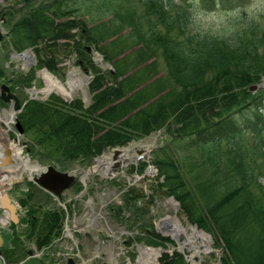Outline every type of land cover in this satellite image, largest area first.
Masks as SVG:
<instances>
[{"label": "trees", "instance_id": "trees-1", "mask_svg": "<svg viewBox=\"0 0 264 264\" xmlns=\"http://www.w3.org/2000/svg\"><path fill=\"white\" fill-rule=\"evenodd\" d=\"M135 1L139 5L132 0H104L105 5L99 0H19L2 8L8 30L3 49L21 53L30 48L37 67L55 74L60 63L75 56L76 65L94 75L88 108L79 99L66 103L56 95L27 102L18 122L31 137L30 149L41 162L93 161L165 127L171 139L197 148L202 161L197 169L212 173L196 183L195 193L180 170L178 153L163 149L153 161L163 179L159 187L223 250L221 264H264V173H257L254 159L246 162L243 144L235 143L238 149L222 157L224 141L264 131V90H252L264 80V28L245 20L223 30L203 29L193 20L195 12L215 11L218 4L224 12L235 11L243 0ZM89 48L113 72L103 71ZM159 56L167 63V76L156 77L155 62L147 64ZM21 79L28 87L34 73ZM0 103L5 105L1 98ZM217 184L222 192L214 190ZM25 194L22 206L36 193L29 188ZM143 197L131 188L123 205L110 206L109 213L119 224L143 228ZM64 217L62 209L28 215L27 236L38 250L61 236ZM142 233L150 234L149 245H174L154 230ZM18 249L25 253L22 242ZM11 253L3 249L8 261ZM160 263L189 264L177 251L164 253Z\"/></svg>", "mask_w": 264, "mask_h": 264}, {"label": "rangeland", "instance_id": "rangeland-1", "mask_svg": "<svg viewBox=\"0 0 264 264\" xmlns=\"http://www.w3.org/2000/svg\"><path fill=\"white\" fill-rule=\"evenodd\" d=\"M18 1L19 0H0V13L2 8ZM87 3L91 4V0H87ZM99 3L101 5H105L104 0H99ZM132 3L139 5L135 0H132ZM216 7L217 10L212 12L202 10L195 12L193 14L194 22H196L197 25L203 29L223 30L230 27L233 23H240L245 20H255L264 28V0H243L242 3H239L234 7L235 11L231 12H224L225 10H221L222 5L218 4ZM87 17L84 18L90 19ZM107 20L108 17L104 16L103 21ZM93 25H95V23H93ZM0 27L3 28L6 36L8 30L4 24V18L2 15H0ZM127 32H129V29H126L123 34H126ZM3 50L7 56L10 68L13 71L10 88L13 90L12 92L19 97L21 101L20 103L23 107H25L26 103L30 100L47 101L52 95L60 97L66 103L79 99L83 102V105L86 108L93 103L92 94L89 88L94 75L92 73H85L81 67L77 66L75 56H71L60 63L59 67L61 71L60 73L55 74L46 68L37 67L35 53L30 48L21 53L15 51L9 52L7 49ZM27 50H31L32 55H25L24 57L18 56V58L13 55L14 52L22 54ZM93 52L94 57H97L99 54L96 58V64L99 65L103 71L113 72L112 66L106 68L102 66L109 63L105 62L101 54L97 51ZM154 62L156 69L155 75L157 74L156 77L167 76L168 69L164 58L162 56H159L158 58L153 57L147 62V64ZM71 66L76 69L78 68L81 73L89 78L88 81L85 82V88L91 97L86 98V94L82 89L78 90V93L71 99H66L57 91H52L48 94L42 92L46 89L47 85L41 72L47 70L63 85L67 86ZM31 72L34 73V79L32 80V85L30 82L29 85H27L28 87H26L25 85L27 83L22 82L21 78L22 75L28 77ZM0 82L2 84H8L5 77H0ZM34 89L38 90V93L36 94L37 97L35 94L32 95L30 93V90ZM257 89L264 90V80ZM1 107H4V105L0 103V112L9 111V106H6V109ZM16 122H18V116L9 128L4 123L2 128L9 130V138L11 142L18 144L20 141L19 147L22 150L23 157L28 158L33 165L39 163L36 156H33L32 150L28 152V148L33 144L31 137L27 134L21 135L15 127ZM176 139L177 138L171 139L169 131L163 127L150 135L134 139L130 144L124 147L106 150L102 155L96 158L98 159L106 153L114 152L116 149H124L140 142H154V145L151 148L152 150L146 159L140 160L139 163H133L130 166H127L124 171H122V174L114 177H103L98 172L93 174L89 173L86 177L84 176L89 172L97 159H95V161L89 159L77 161L65 160L63 158H53L52 160L49 158L43 159L44 161H42V165L39 163L42 167L54 166L60 172H71L72 174L77 175L76 185L70 188L60 201V199L55 200L52 197L48 199L46 192L42 193V191L39 189L37 190V188L32 186L34 185L33 178L36 177L37 173L39 174L40 171H34L33 175L26 172L23 173L22 177L16 178L14 183L5 189L7 196L13 197V200L15 199L16 203L18 202L21 204L19 199L26 197V194L24 195V193H26L24 190L28 191V188H31V190H33L36 194L33 196V201L28 204V206H21L19 208L20 217L22 216L23 218L21 217L22 220L18 223V227H21V229L12 234L13 241L18 242V244L22 242L27 251L34 250V244L29 240V236H27L28 229L30 228L27 223L28 215L33 216L36 213V216H39L48 210L53 211L65 209L66 216L63 236L61 237L62 242L57 248H51L49 252L53 251L54 253H57L59 250L64 251L66 248H72L74 243L71 238H75L76 244H78L82 251L80 264H138V261L142 256L140 253L141 247L143 249H146V247L150 248L151 252L146 254L148 257L153 254V250L155 253L158 250L161 251L157 260H151V263L149 264H161L160 259L164 253L172 255L175 251L181 253L184 258H186V255H184L183 251H187L188 257L190 254L194 253L195 250L189 246L183 245L186 242L185 237L174 238L171 235L166 234L167 232L165 233V231L162 230L163 225L161 222L168 218V216H176L182 221L184 226H197L190 223L181 208V203L174 197H169L166 194V190L159 187L158 183L163 181V179L158 175V170L155 165H153V161L155 156L157 154L160 155V151L163 149H167L168 151H171L172 149L175 153H178L177 162L180 165V170L186 182L188 181V186L195 187L193 190L195 193L197 192L196 183L207 180L212 172L209 168H205L208 170L203 168L197 169V166L199 167V165L202 164V161L200 160L201 155L197 154V148H190L187 146L186 142H180ZM235 143H240L241 145L243 144V146H240L245 152L246 162H251L254 159V165L258 167L257 173L259 172L262 175L264 173V131L259 135L246 133L241 137L239 142L224 141L222 143L223 158L228 155V151L232 150V153H234L235 150L238 149L234 146ZM217 159L218 156L215 157V160ZM145 165H148L147 168ZM261 178L263 179L264 177ZM21 179L23 180L22 183L20 182ZM262 184L264 185V180H262ZM131 188L141 192L144 196L140 201V205L144 207L147 212V214L143 217V228L136 226L134 223H128L127 225H122L121 223L119 224L116 216L109 213L110 206L123 205L124 193L126 191L128 192ZM214 190L222 192V185H215ZM170 200L175 201L179 207H173L169 204ZM137 203L140 207L139 202ZM204 203L205 202L201 204ZM67 214H69L68 217ZM165 224H169V221L165 222ZM170 226L171 225H169V227ZM165 227L168 226L165 225ZM172 229L173 228L171 227L169 228V230ZM197 229L208 236L210 249L205 250L206 247L202 246L199 256H195V258L199 257L200 260L195 261V259H193L192 261L195 264H221L223 250L220 247L218 248L211 236L198 227ZM68 230L69 234H71L70 237L68 236ZM142 230H154L160 236L169 238L174 245H168L167 247L149 245L148 242L151 239L148 238V235L150 234H143ZM71 232H73V234ZM73 252H78V249L76 248ZM113 258L114 260L112 261ZM54 259L59 260V257L56 255L55 258H51V260ZM4 263L6 262L0 258V264Z\"/></svg>", "mask_w": 264, "mask_h": 264}, {"label": "bare ground", "instance_id": "bare-ground-1", "mask_svg": "<svg viewBox=\"0 0 264 264\" xmlns=\"http://www.w3.org/2000/svg\"><path fill=\"white\" fill-rule=\"evenodd\" d=\"M41 74L43 75L47 85L46 89H44L42 92L46 94L52 91H57L66 99H71L78 93V90L82 89L84 92L86 91V80L84 76L73 66H71L69 71L67 86L63 85L48 71L41 72ZM37 93L38 91L35 92V94ZM14 120V111H4V113H0V201L5 195V189L13 184L16 178L22 177L23 173L26 172L32 173L34 171L42 170L37 164L33 165L28 158L23 157L19 144L16 145V143L10 141L9 130L2 128L3 123L9 128ZM153 145V141L147 143L140 142L130 147L120 149L116 153H106L96 160L92 168L84 176L86 177L89 173L93 174L96 172L101 174L103 177H114L116 175H120L127 166H130L133 163H139L140 160L146 159L149 156ZM6 158L13 159V164L10 166L4 165V161L7 160ZM8 170L11 171L9 174H7ZM169 204H171L173 207H179L173 200H170ZM3 221L6 222V219H3ZM168 221L169 224H165V222ZM161 223L163 225L162 230L165 231V233L167 232L166 234H169L174 238L185 237L186 242L183 245L189 246L195 250L194 253L188 256L189 260L192 261L195 256H199L202 246L206 247L205 250L210 249L208 236L199 231L197 227L192 225L190 227L184 226L182 221L176 216H168V218H166ZM165 225L168 227H165ZM169 225H171L170 227L173 228L172 230H169ZM150 252V249H143L141 247L140 253L142 256L140 257L138 264H149L151 263V260L156 261L161 253L160 250L156 251V253L153 250L151 258V256L148 257L146 255ZM113 260L114 258L112 261Z\"/></svg>", "mask_w": 264, "mask_h": 264}, {"label": "water", "instance_id": "water-1", "mask_svg": "<svg viewBox=\"0 0 264 264\" xmlns=\"http://www.w3.org/2000/svg\"><path fill=\"white\" fill-rule=\"evenodd\" d=\"M4 38V31L3 28L0 27V69L4 73V77L8 84H3L1 86V98L12 105V111L15 113V117L22 112L23 106L20 103L19 97L11 91L10 83L12 81L13 71L10 68V65L7 61V56L2 48V40ZM90 51L91 48H89ZM15 57H24L25 55H32L31 50H27L25 53L17 54L13 53ZM103 67H110L109 64L102 65ZM78 69V68H77ZM79 70V69H78ZM47 71V70H46ZM80 71V70H79ZM81 73V71H80ZM85 80L88 81V77L84 75ZM258 86L252 87V90L257 89ZM34 90H31L33 92ZM86 98L91 97L89 92L85 91ZM17 128L21 134L24 133L23 128L19 122H17ZM7 160L4 161V165H9L14 162L13 159L6 158ZM35 181L45 190L55 194L56 196H61L66 190L72 187L74 182L76 181V175L72 174L71 172H60L53 166H48L43 168L41 174L36 177ZM1 207L4 210H8L11 212L13 222H17L18 218L15 214V207L11 204L10 199L7 195L1 201ZM4 244L3 236L0 230V256H1V248ZM184 255H186L187 261L190 264H195L193 261L189 260L187 257V251H183ZM30 254H33V251H30ZM199 257L195 258V261H199ZM22 264H44L43 260L39 257H32L31 259L27 260ZM69 264H75L73 261H70Z\"/></svg>", "mask_w": 264, "mask_h": 264}, {"label": "flooded vegetation", "instance_id": "flooded-vegetation-1", "mask_svg": "<svg viewBox=\"0 0 264 264\" xmlns=\"http://www.w3.org/2000/svg\"><path fill=\"white\" fill-rule=\"evenodd\" d=\"M4 75V74H3ZM2 83L0 82V87H1ZM36 90V89H34ZM31 94L34 95V91L31 92ZM1 98V97H0ZM2 99V98H1ZM33 99V98H31ZM2 101L5 103L4 107H1V108H4L6 109V106H9V111L12 110V105L11 103H8V102H5L3 99ZM21 102V101H20ZM27 104V103H26ZM24 110V107L22 109V112ZM4 113V111H2ZM0 112V113H2ZM20 112L19 115L22 113ZM17 115V116H19ZM16 118V117H15ZM20 123V122H19ZM17 124V122H16ZM15 124V127L17 129V131L19 132L18 128H17V125ZM21 124V123H20ZM22 126V125H21ZM23 128V127H22ZM23 131L24 133L20 134L21 135H24L25 134V130L23 128ZM17 144V143H16ZM18 144L20 145V141L18 142ZM31 149L30 147L28 148V152H30ZM34 156V155H33ZM39 161V163L42 165V162L39 160L38 157H36ZM39 163H36L41 169H43L44 167H42ZM13 163L9 164L8 166L12 165ZM48 167V166H47ZM54 167V166H53ZM41 172V170H38ZM11 171L8 170L7 174H9ZM37 172V171H36ZM28 173V172H27ZM33 175V172L30 173ZM40 174L37 173V176L38 177ZM36 177L33 178V183L34 185L36 186L37 190L39 189L40 191L43 192H46L50 197H52L53 199H62V197L65 195V193L67 191H65L61 196H56L54 195L53 193L43 189L36 181ZM22 179H21V183H22ZM12 185V184H11ZM7 189V188H6ZM29 189V188H28ZM24 192H27L26 190H24ZM5 195H6V192H5ZM5 195L2 197L1 201L3 200V198L5 197ZM9 197V196H8ZM12 198V199H11ZM9 199L11 200V204L14 205L15 207V214L17 215V218H18V222L15 223L13 222L12 220V217H10V212L8 210H4L2 209L1 207V201H0V230H1V234L3 236V240H4V244L1 248V256L0 258H2L6 263L4 264H21L23 263L24 261L28 260V259H31L32 257L36 256V257H39L43 260L44 264H69L70 261H73L75 264H80V260H81V248H79L78 244H76L75 242V238H71L72 242L74 243V246L72 248H66V250H59L57 253H54L53 251L49 252L51 250V248H57L58 245L62 242V239L61 237L63 236V231H62V234L60 237H58L53 243H51L49 246L47 247H44L42 250H38V248L34 245V250H31L33 251V254H30V251H27L26 248L23 246V249H24V252L26 253H23V252H19V249H18V242H15L13 243V233H15L16 231H19L21 229V227L19 228L18 227V223H20V221L22 220V218L20 217V213H19V208L22 206L21 204H18L16 203V200L14 199L13 200V197H9ZM14 202H13V201ZM63 210V209H62ZM65 210V209H64ZM63 210V211H64ZM65 213V216H66V210L64 211ZM69 216V214H67V217ZM3 219H6V222L3 221ZM64 224H65V217H64V221H63V230H64ZM5 226V227H4ZM7 233H6V232ZM73 234V232H71ZM68 234H69V230H68ZM71 234H69L68 236L70 237ZM74 237V236H73ZM61 239V240H60ZM78 249V252L74 253L73 251L75 249ZM3 249H6V252H8L10 255H12V251H14V257L8 261L5 259V257L3 256ZM36 251V252H35ZM35 253V254H34ZM58 256L59 257V260H51V258H55V256ZM20 258V259H19ZM83 264V263H81Z\"/></svg>", "mask_w": 264, "mask_h": 264}]
</instances>
